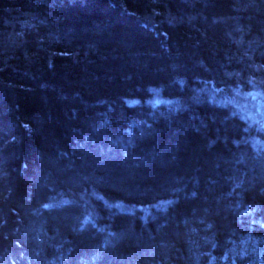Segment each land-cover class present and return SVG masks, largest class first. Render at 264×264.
Returning <instances> with one entry per match:
<instances>
[{
    "label": "trees",
    "instance_id": "16d2710c",
    "mask_svg": "<svg viewBox=\"0 0 264 264\" xmlns=\"http://www.w3.org/2000/svg\"><path fill=\"white\" fill-rule=\"evenodd\" d=\"M251 92L264 0H0V264H264Z\"/></svg>",
    "mask_w": 264,
    "mask_h": 264
},
{
    "label": "rangeland",
    "instance_id": "374dc122",
    "mask_svg": "<svg viewBox=\"0 0 264 264\" xmlns=\"http://www.w3.org/2000/svg\"><path fill=\"white\" fill-rule=\"evenodd\" d=\"M234 98L230 97H219L222 102L230 106L236 113H238L250 126L255 129H260L261 136L255 141L259 147H264V99L258 92H251L247 95L235 94ZM263 100V101H260ZM137 101H130L129 104L134 105ZM153 106L160 104H167L168 101L160 98L155 93L154 98L151 100Z\"/></svg>",
    "mask_w": 264,
    "mask_h": 264
}]
</instances>
